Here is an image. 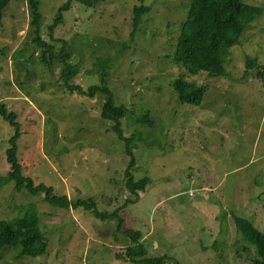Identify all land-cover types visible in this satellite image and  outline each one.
Segmentation results:
<instances>
[{
	"label": "rangeland",
	"instance_id": "1",
	"mask_svg": "<svg viewBox=\"0 0 264 264\" xmlns=\"http://www.w3.org/2000/svg\"><path fill=\"white\" fill-rule=\"evenodd\" d=\"M65 1L39 0L36 33L55 55L63 46L70 53L72 82L83 89L107 70L114 102L126 108L122 132L134 136L133 176L149 178L139 199L120 212L123 227L140 230L147 256L164 254L165 264H252L253 248L235 220L264 229V84L257 75L264 64V0H243L263 11L229 47L217 77L189 73L170 59L188 0L73 2L50 30ZM139 4L149 9L130 38ZM30 20L26 0H9L0 23V101L16 114L22 173L56 194L113 209L133 197L124 185L125 143L100 118L99 96L66 92L58 82L62 63L40 62ZM252 57L257 66L246 69ZM177 77L205 86L200 104L178 101L171 85ZM13 133L0 116V175L9 170L5 149ZM32 209L48 237L46 252L16 258L12 248L0 264H134L115 256L130 241L115 220L52 205L12 182L0 188V217Z\"/></svg>",
	"mask_w": 264,
	"mask_h": 264
},
{
	"label": "trees",
	"instance_id": "2",
	"mask_svg": "<svg viewBox=\"0 0 264 264\" xmlns=\"http://www.w3.org/2000/svg\"><path fill=\"white\" fill-rule=\"evenodd\" d=\"M97 0H66L57 8V13L52 22L48 25L50 30L63 21V11L68 10L73 2H80L90 6ZM9 0H0V23L3 8ZM28 11L31 15L30 22H33V40L42 47L39 60L45 65L51 64L52 60L62 63L59 74L61 87L69 93L86 95L88 98L97 99L100 97L99 116L110 122V128L117 137L124 141L125 152L130 155L124 170V185L128 192L133 196L124 198L122 203L113 209L99 210L90 199L72 200L66 194H56L51 186L44 183H35L30 177L22 173V166L18 159L16 140L19 135L18 126L15 120L16 114L8 111L0 101V116L7 120L14 130L13 135L8 138L9 146L5 149V159L9 164V170L0 175V188L10 182L13 183L17 191H25L29 195L42 193L44 199L52 205L62 208L81 207L91 213L99 220H115L116 230L130 239L124 247L122 254L116 253L117 258L123 257L134 264H165L168 256L164 254L158 256H147V249L140 241V232L124 228V217L120 212L128 203H134L139 199V191H143L149 182L147 176L135 179L133 169L136 164L134 153L131 150V140L133 135L125 136L121 129L120 119L125 114V106L114 102V94L107 84L108 73L104 68L99 72L97 84L88 85L85 89L72 82L76 76V68L68 62L69 52L62 47L59 54L53 53L50 43L40 40L36 31L39 24L36 23L41 18L39 10V0H26ZM148 5L139 4L133 6L132 30L129 33L133 38L138 24ZM263 9L259 5L245 3L243 0H188L185 16L180 22L179 30L175 36L171 61L182 65L189 73L199 71L206 72L208 75L217 77L224 74L223 56L227 54L229 47L239 42L242 34L249 27L250 23L259 15ZM132 40V39H131ZM257 66L256 58L246 59L245 68ZM257 75L264 84V64L260 65ZM172 88L176 93L177 99L181 103L198 105L202 101L206 91L204 85H196L191 81H186L180 77L172 80ZM146 122L143 117L140 122ZM236 225L243 235V239L253 248L254 253H249V261L252 264H264V229L258 230L251 222L236 218ZM48 246V237L39 228V220L34 209L22 215L11 217H0V260L4 253L16 249V258L24 256L35 257L44 254ZM121 251V252H122ZM175 264H177L175 262Z\"/></svg>",
	"mask_w": 264,
	"mask_h": 264
},
{
	"label": "crops",
	"instance_id": "3",
	"mask_svg": "<svg viewBox=\"0 0 264 264\" xmlns=\"http://www.w3.org/2000/svg\"><path fill=\"white\" fill-rule=\"evenodd\" d=\"M139 196H140V194H139ZM130 229H133V226H131V227H129ZM133 230H136V231H139L140 232V241L141 242H143V240H144V235H143V233L140 231V230H138V229H133ZM154 246L155 247H157V244H154ZM174 262H176V261H174ZM177 263V262H176Z\"/></svg>",
	"mask_w": 264,
	"mask_h": 264
}]
</instances>
